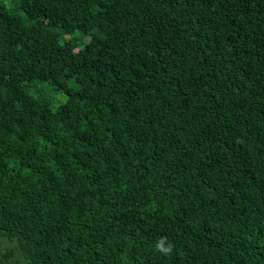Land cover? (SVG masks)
Instances as JSON below:
<instances>
[{
  "label": "trees",
  "instance_id": "obj_1",
  "mask_svg": "<svg viewBox=\"0 0 264 264\" xmlns=\"http://www.w3.org/2000/svg\"><path fill=\"white\" fill-rule=\"evenodd\" d=\"M0 264H264V0H0Z\"/></svg>",
  "mask_w": 264,
  "mask_h": 264
},
{
  "label": "clouds",
  "instance_id": "obj_2",
  "mask_svg": "<svg viewBox=\"0 0 264 264\" xmlns=\"http://www.w3.org/2000/svg\"><path fill=\"white\" fill-rule=\"evenodd\" d=\"M156 250L164 254H169L172 251V245L169 244L167 247L164 245L163 239L156 244Z\"/></svg>",
  "mask_w": 264,
  "mask_h": 264
},
{
  "label": "rangeland",
  "instance_id": "obj_3",
  "mask_svg": "<svg viewBox=\"0 0 264 264\" xmlns=\"http://www.w3.org/2000/svg\"><path fill=\"white\" fill-rule=\"evenodd\" d=\"M53 99V98H52ZM60 99V98H59ZM64 100H65V98L64 97H61V99L60 100H56L55 98H54V105H53V107H57V106H59L62 102H64Z\"/></svg>",
  "mask_w": 264,
  "mask_h": 264
}]
</instances>
